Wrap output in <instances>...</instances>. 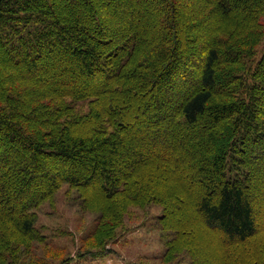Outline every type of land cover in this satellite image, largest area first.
<instances>
[{"label":"rangeland","instance_id":"obj_1","mask_svg":"<svg viewBox=\"0 0 264 264\" xmlns=\"http://www.w3.org/2000/svg\"><path fill=\"white\" fill-rule=\"evenodd\" d=\"M172 1L180 10L181 24L178 25L177 38L179 41L186 38L185 46L179 49L182 54L175 71L188 69L200 72L207 50L212 46L213 28L218 25L217 20H208L205 24L206 18L210 17L207 9H212L215 0H52L53 8L47 11L39 9L45 11L39 15L47 21L55 20L77 33L82 47L94 46L102 55L104 70L115 72L114 68L124 65L125 60L128 64L120 69L124 78L118 86H108L103 69L95 67L91 77L79 71L76 60L68 55L63 41L52 48L47 45L48 48L42 52L39 70L34 75L24 72L13 74L16 69L12 64L6 70L5 90L14 91L18 86L22 88L17 97L21 113L18 120L27 131L42 140H48L51 134L58 132L59 126L55 124L60 119L66 123L69 120L68 132L78 136L99 135V132L107 128L114 130L116 126V129L123 128L127 143H135L130 149L145 150L147 154L145 161L132 174L121 175V180L137 196H143V199L135 198V201H146L145 193L153 201L131 204L132 201L124 195L106 198L98 192L97 183L80 189L64 183L54 200L44 203L36 211L35 228L40 242L31 241L28 245L26 241H21L22 236L15 230L14 239H10L9 235L5 238L6 234L0 237V244L5 239L6 247L14 246L12 255L18 259H14L15 263L59 264L66 256L68 263H74L78 259L77 254L83 251L93 254H86L89 259L83 264H186L188 253L180 251L181 246L190 247L199 264H239L247 260L242 258L241 250L229 256L218 235L205 229L203 221L194 211L195 196L201 182L198 148L195 145L190 150L176 147L164 152L165 144L151 140L157 138L162 129H172V138L166 139L171 142L177 133L187 132L177 123L178 112L174 115L176 120H173L171 111L162 110L167 106L160 109V104L154 102L161 94L162 84L156 76L166 65L167 56L161 59L156 55L153 58L150 52L161 46L167 51L176 48V40L167 24V10L173 5ZM247 13L241 5L233 9L230 17L242 18ZM218 27L226 28V25L219 24ZM239 28L235 27V30ZM133 34H137V42L138 38L143 41L139 49L135 46L138 49L136 52L130 49ZM123 46L124 49L118 53L119 47ZM3 49L5 54L2 58L8 61L13 55L7 53L9 49L5 45ZM28 50L29 47H26ZM13 52L16 53L15 49ZM115 52L118 55L111 59V54ZM146 54L153 60L157 71L153 73L155 77L150 72L153 78L149 84L135 78L141 70L146 71L145 67L137 72L130 71L135 62L145 65L141 57ZM168 56L170 59L167 62L174 63V54L171 56L169 53ZM217 68L220 69V77L225 79L223 67L217 65ZM172 71L167 81L176 77ZM114 88L115 93L111 94ZM226 89H218L215 97H223L227 94ZM106 90L111 95L106 94ZM261 116L264 118V108ZM219 130L214 127V131ZM224 134L225 131H221L220 137ZM210 146L215 147L212 141ZM12 147L13 144L7 142L2 146L3 150ZM1 159L0 229H3L4 223H11L21 216L22 206L45 190L49 181L44 176L45 171L30 170L33 180L26 187V194H21L18 180L25 177V172L18 169L13 161ZM45 163L49 169L56 167L52 162ZM255 174L253 176L259 182L254 197L261 229L254 243L257 246L253 248L252 258L259 254L264 264V158ZM8 231L12 232L11 229ZM18 241L24 243L14 245ZM17 247H20L18 251L15 250ZM98 254L105 256H94ZM255 261L251 260L250 264H256Z\"/></svg>","mask_w":264,"mask_h":264},{"label":"trees","instance_id":"obj_2","mask_svg":"<svg viewBox=\"0 0 264 264\" xmlns=\"http://www.w3.org/2000/svg\"><path fill=\"white\" fill-rule=\"evenodd\" d=\"M51 1L0 0V52L5 54V45L9 49L6 50L7 53L13 55L6 61L2 58L4 54H0V158L2 161H13L18 169L25 172V177L18 180L21 194H26L24 191L33 180L30 170L36 168L45 171L44 176L49 181L45 190L22 204L20 217L11 223H4L3 229H0V237L6 234L5 238L9 235L10 239H14L15 230L22 236L21 241H26L28 245L31 241L40 242L35 228L37 209L46 202H52L64 183L78 189L97 183L98 192L106 198L116 194L124 195V198L132 201L131 204L153 201L147 193L146 201H135V198L143 199V196H137L121 180V175L132 174L145 161L147 154L145 150L133 149L135 143H127L123 128L116 129V126L113 127L114 130L107 128L99 132V135L78 136L68 132L69 120L66 123L60 119L55 124L59 126L58 132L51 134L50 139L42 140L38 135L27 131L18 120L21 113L17 97L22 88L18 86L14 91L4 88L8 77L6 70L11 68V64L16 69H9L13 74L20 75L24 72L32 76L39 70L42 52L48 48L47 45L52 48L63 41L68 55L76 60L79 71H83L87 77L93 76L95 67L103 69L102 55L94 46L82 47V40L69 27L60 25L55 20L47 21V18L39 15L50 7L53 8ZM213 3L212 9H207L206 13L210 17L207 16L205 24L208 20H217L218 25L225 24L226 28L218 25L213 28L212 46L207 50L200 72L188 69L175 71L182 54L179 49L185 46L186 38L182 39L184 43L177 38L178 25L181 24L178 7L173 3L167 10L168 28L177 45L173 51H167L161 46L150 52L153 58L156 55L161 59L167 56L164 59L166 65H163L164 68L156 76L162 80V84L161 94L154 102L160 104V109L167 106L162 110L171 111L173 120H176L174 115L178 112L177 123L187 132L177 133L171 142L166 139L172 138V129H162L159 131L163 135L158 133L157 138L151 140L165 144L164 152L175 150L176 147L179 150H190L194 145L198 148L201 182L195 196L194 211L203 221L205 229L218 235L217 238L227 247L229 256H233L234 251L241 250L242 258L247 260L239 264H250L253 259L256 264H263L259 254L257 257L252 256L253 248L257 246L254 243L261 229V221L257 215L258 204L254 197L259 181L253 175L264 158V118L261 116L264 108V0H215ZM241 5L248 13L242 18L230 17L233 9ZM35 9H38V14ZM37 22L40 24L37 25ZM235 27L240 28L235 30ZM136 37L137 34H133L130 38L132 52H136L143 44L142 38H138L137 42ZM162 44L164 43L160 45ZM26 47H29L28 51ZM14 49L16 53L13 52ZM123 49L124 46L119 47L118 53ZM118 53L111 54V59ZM169 53L171 56L174 54V63L167 62L170 59ZM150 60L152 59L147 54L143 55L141 61L145 65L135 62L130 69L137 72L139 68L141 70L145 67L146 71L141 70V74L138 72L135 77L143 84H149L151 77L156 75L153 73L157 72L153 60ZM125 61L124 65L119 64L118 68H114L115 72L103 69L108 86H118L124 78L120 69L128 64ZM217 65L223 67L225 79L220 77ZM171 71L176 77L167 81ZM225 85L227 94L220 99L216 98V91L226 88L223 87ZM114 90L115 88L110 93H115ZM105 93L110 94L107 90ZM214 127L219 128V132L214 131ZM221 131L226 133L222 138ZM232 139L235 141H231ZM211 141L214 148L210 146ZM6 142L13 144V147L3 150L2 146ZM46 161L52 162L56 167L47 168ZM9 229L12 232H7ZM17 243L21 246L24 242L18 241L14 245ZM6 246L4 239V243L0 244V264H17L14 262L17 258L12 255L14 246ZM19 249L17 247L15 250ZM181 250L188 253L189 261L186 264H199L190 247L181 246ZM100 253L103 254L101 251ZM86 254L93 256L92 253L82 251L77 254L78 259L74 263H68L69 258L66 256L59 264H83L89 259ZM101 254L94 256H105Z\"/></svg>","mask_w":264,"mask_h":264}]
</instances>
